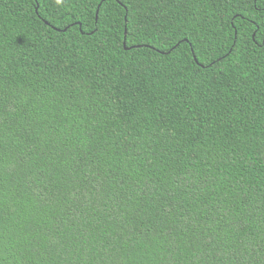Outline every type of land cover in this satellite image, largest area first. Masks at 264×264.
Here are the masks:
<instances>
[{
  "label": "trees",
  "instance_id": "obj_1",
  "mask_svg": "<svg viewBox=\"0 0 264 264\" xmlns=\"http://www.w3.org/2000/svg\"><path fill=\"white\" fill-rule=\"evenodd\" d=\"M0 264H264V0H0Z\"/></svg>",
  "mask_w": 264,
  "mask_h": 264
}]
</instances>
